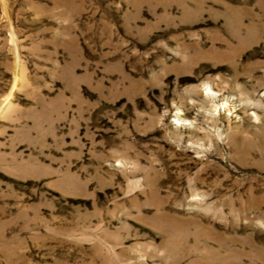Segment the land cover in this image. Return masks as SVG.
I'll list each match as a JSON object with an SVG mask.
<instances>
[{
  "label": "rangeland",
  "instance_id": "1",
  "mask_svg": "<svg viewBox=\"0 0 264 264\" xmlns=\"http://www.w3.org/2000/svg\"><path fill=\"white\" fill-rule=\"evenodd\" d=\"M0 264H264V0H0Z\"/></svg>",
  "mask_w": 264,
  "mask_h": 264
}]
</instances>
